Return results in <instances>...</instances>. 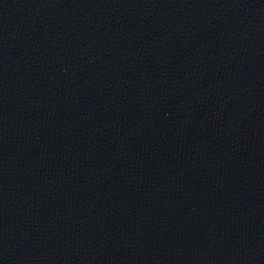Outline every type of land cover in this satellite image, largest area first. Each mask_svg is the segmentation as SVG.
<instances>
[{
    "label": "water",
    "instance_id": "1",
    "mask_svg": "<svg viewBox=\"0 0 264 264\" xmlns=\"http://www.w3.org/2000/svg\"><path fill=\"white\" fill-rule=\"evenodd\" d=\"M0 264H264V0H0Z\"/></svg>",
    "mask_w": 264,
    "mask_h": 264
}]
</instances>
